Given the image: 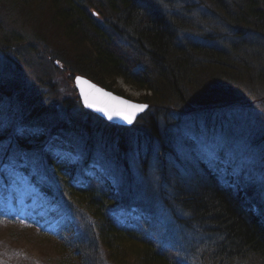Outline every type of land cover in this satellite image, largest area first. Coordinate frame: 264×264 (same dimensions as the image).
I'll list each match as a JSON object with an SVG mask.
<instances>
[{"label": "trees", "instance_id": "obj_1", "mask_svg": "<svg viewBox=\"0 0 264 264\" xmlns=\"http://www.w3.org/2000/svg\"><path fill=\"white\" fill-rule=\"evenodd\" d=\"M32 1L0 4L25 8ZM215 1L235 15L229 17L235 32H264V0H242L231 10L229 1ZM52 2L64 33L76 38L75 55L69 60L59 57L71 71L127 97L116 85L118 78L153 94L144 97L151 106L134 127L106 121L83 105L77 93L54 100L45 88L50 81L26 72L23 61L27 63L29 51L18 43L21 36L0 27V105L13 110L15 119L6 123L0 109V176L10 184L17 179L11 171H21L51 201L62 198L71 215L78 217L79 209L92 218L88 224L78 217L77 226L62 228L57 238L30 223L24 224L26 230L56 240L62 250L55 264H129L130 258L133 264H245L253 257L264 264V175L224 147L213 153L192 152L194 159L181 165L183 143L178 145L173 132L175 142H168L170 128L160 124L152 110L163 101L168 102L166 111L180 106L183 116L212 115L217 111L201 112L206 100L197 99L198 104L191 92L198 91L203 80L212 87L211 81L225 77L263 84L264 55L244 58L239 45L218 42L216 32L210 38L209 32L202 33L203 26L178 17L160 1ZM71 19L76 25H70ZM210 77L215 79H206ZM189 147L186 143L184 149ZM259 152L264 160V146ZM13 157H20L23 165L10 163ZM33 160L40 162L42 171L32 169ZM214 167L235 171L234 182L197 174ZM143 193L149 200L140 201L138 194ZM177 225L183 240L173 235Z\"/></svg>", "mask_w": 264, "mask_h": 264}, {"label": "rangeland", "instance_id": "obj_2", "mask_svg": "<svg viewBox=\"0 0 264 264\" xmlns=\"http://www.w3.org/2000/svg\"><path fill=\"white\" fill-rule=\"evenodd\" d=\"M155 1H160L166 9L168 8L178 17H188L189 21L197 22L198 25L203 26L202 33L209 32L210 38L213 37L212 33L220 34L221 38L218 41L221 43H225L224 41L228 39L234 40L237 36L234 28H231L235 23L229 19V17H235V15L223 11L211 0ZM228 1L232 2L233 0ZM0 5L2 7L0 27L4 31L13 30V32H18V35L22 38L18 43L23 48H28L30 55H26L28 64L23 61L26 72L41 74L48 79L50 82L45 88L48 95L54 100L56 97L59 100L64 97L72 98L74 94L78 93L74 83L78 73L71 71V68H68L66 63H63L59 57L62 56L69 60L72 55H75L74 41H70V36L64 33L65 25L58 23L60 19L52 10L50 1L46 3L44 1L42 3L40 0L32 1L27 3L25 8L17 5L7 6L4 2H1ZM188 32L196 33L198 31L190 29ZM31 78L35 79L33 75ZM206 79L211 81L215 78ZM22 80L23 77H20V81ZM36 81L38 82V80ZM27 82L29 85L28 77ZM117 82L116 85L123 88L126 95L128 94L134 99L142 97L141 92H137L131 84H126L122 78H118ZM210 84L212 87L209 84L207 86L206 81L203 80V84L198 85V91L193 90L191 95L194 97V101L206 100V104L200 111H217L212 115L198 113V115L183 116L184 114L179 112L180 106L172 105L171 111H166L165 104L168 102L164 103L163 101L156 102L152 110L162 118V123L170 128L169 132L172 136L178 134L176 136L178 145L183 143L181 149L185 151L184 158H188V161L194 159V155L191 153L195 150L203 149L213 153L217 148L224 147L238 156L244 155L247 162L254 163L257 167L256 170H259V174L264 175V160L259 152L260 147L264 146V82L257 85L251 79L236 80L234 82L225 77L211 81ZM193 100L192 102H194ZM6 107L3 104L0 105V109L7 115V117L2 116L7 123L9 120L15 119L13 110L10 111ZM185 110L189 109L186 107ZM139 119L131 127H134ZM220 121L223 123H219ZM18 124L21 127L23 125L21 121H18ZM140 127H137L138 130H140ZM186 138L191 139L187 142ZM186 143L190 144V147L185 150ZM242 144L243 147H241ZM19 161L20 157H13L10 163L20 167L23 163H19ZM30 165L32 169L42 171L40 162L33 160ZM155 169L153 171L156 173L158 169ZM153 171L151 170V173ZM11 174L17 178L15 180H19L21 183L10 185L8 193H3V190H0V200L2 198L3 204L12 208V210L4 209L5 213L9 211V216L6 218L11 220L18 218L20 221L18 224L9 220L0 222V264H31L33 262L34 264H55V257L62 250L56 246V240L52 238V241H46L36 232L34 234L33 230H26L24 224L27 220L22 216L36 218L37 225L41 228H48L55 238L61 237L59 233L62 228L70 227L74 229L79 218L83 217L88 224L91 222L89 219L92 218L87 214H82L79 209V218L71 215L66 209V207H69L68 204L62 198L58 197L55 202H51L45 194L40 193L34 183H30L29 178L24 176L21 171L12 170ZM42 176L44 177L43 174ZM261 177L264 178V176ZM138 196L149 200L145 193L138 194ZM7 200L8 202H6ZM156 203H158V207H161L162 202L160 200H156ZM63 208L67 212L65 215L63 214ZM85 213L87 212L85 211ZM165 215L168 220L171 219L168 211L165 212ZM172 232L176 238L183 240L184 233L178 225L173 227ZM103 257L108 260L107 254L104 253ZM130 259L129 264H133V259ZM246 262L249 263L245 264H261L256 257ZM233 264L242 263L235 261Z\"/></svg>", "mask_w": 264, "mask_h": 264}, {"label": "bare ground", "instance_id": "obj_3", "mask_svg": "<svg viewBox=\"0 0 264 264\" xmlns=\"http://www.w3.org/2000/svg\"><path fill=\"white\" fill-rule=\"evenodd\" d=\"M53 0H50V2L53 4V2H52ZM210 1V0H209ZM215 5H217V2L215 1V0H211ZM228 1V0H227ZM242 2V0H233L232 2H229V6H228V8L231 10V8H232V6L231 5H233V7H236L237 6V3L238 2ZM218 6V5H217ZM220 7V9H223L224 7H221V6H219ZM52 10L54 11V13H55V11H57V9H54V7H52ZM55 15H57L56 13H55ZM239 15H240V13H239ZM100 19V18H99ZM236 22V21H235ZM72 23H73V25H76L75 23H74V20L73 19H71L70 20V25H72ZM240 24V23H239ZM108 25H109V23H108ZM110 26V25H109ZM75 27V26H74ZM218 36H216L215 38L217 39V40H219L221 37L219 36V34H217ZM186 36H191V35H188V34H186ZM76 38H71L70 39V41L72 40V41H74ZM79 40V39H78ZM114 41L116 42V41H118V39H117V36L116 37H114ZM228 41H230L232 44H234V43H236L237 45H239V47H240V49H242V50H244L245 52V56L247 55V56H249V55H256V54H261V55H264V32H260L258 29H255V30H243V31H238L237 32V36L234 38V40L233 39H231V40H229L228 39ZM227 41V42H228ZM219 42V41H218ZM117 43V42H116ZM135 57H136V55H135ZM138 57V56H137ZM136 57V58H137ZM205 67V69L206 70H208L209 69V67H207L206 65L204 66ZM141 73H145L144 71H142ZM81 74V73H80ZM82 76H84V77H86V78H88V79H91V78H89L87 75H85L84 73L83 74H81ZM92 80V79H91ZM93 82L95 81V80H92ZM96 82V81H95ZM98 83V82H97ZM126 84H130L129 82H126ZM104 87V86H103ZM117 87H118V85H117ZM104 88H107L106 86L104 87ZM119 89H121V90H124L123 88H121V87H118ZM137 92L139 91V92H141V95H142V97L144 98H146V96L147 97H149V96H151L152 94H153V92H152V90L151 89H149V90H146V89H140V88H136V87H133ZM142 97H139L140 99L142 98ZM142 99L141 101L143 102V103H145V104H148L149 105V108H148V110L150 109V106H151V102H149V100H147V99ZM157 120L159 121V123L161 124L162 123V118H157ZM223 121V120H222ZM221 121V122H222ZM220 122V123H221ZM223 123V122H222ZM174 139V137L171 135V136H169V140H168V142L171 144V143H173V142H175V139ZM237 144L238 145H240L239 144V142H237ZM241 147H243V144L241 145ZM196 152L198 151V150H195ZM243 159H244V155H240ZM182 161H181V165H185L186 163H189V161H188V158H182L181 159ZM200 165H202V164H200ZM215 169H212L211 171H210V169H207V170H204V169H202L201 170V172H199V173H197V174H203L204 176L206 175V177L205 178H207V177H209V178H214V176L216 177V179L218 180H224L226 183H228V184H231L232 182H234V178L236 177V172L235 171H233V170H229V171H227L225 168H220V169H218L217 167H214ZM111 169V167H109L107 170L109 171ZM201 168H198L197 170H200ZM111 171V170H110ZM197 172V171H196ZM196 174V175H197ZM194 179H196V178H193L192 179V181L194 180ZM191 180V179H190ZM14 183H16L15 182V180H13V181H11V183H10V185H12V184H14ZM21 182L18 180V182L15 184V185H19ZM8 191H9V188H7V189H5V190H3V193H8ZM141 202H145V199L144 198H142L141 200H140Z\"/></svg>", "mask_w": 264, "mask_h": 264}, {"label": "water", "instance_id": "obj_4", "mask_svg": "<svg viewBox=\"0 0 264 264\" xmlns=\"http://www.w3.org/2000/svg\"><path fill=\"white\" fill-rule=\"evenodd\" d=\"M75 84L77 86L78 93L81 96L83 105H86L93 112H97L106 120L117 125L119 124L128 127L132 126L139 116L149 108L148 104L140 101L137 102L118 93H114L113 91L102 87L99 83L95 81L93 82L91 79L82 75L76 76ZM85 95L88 96L89 102L92 103L91 107L85 103ZM122 101L137 105L138 107L135 110L127 109V106L123 104ZM124 109H127V111H134V115L131 117V122L125 119L124 115L117 114V111Z\"/></svg>", "mask_w": 264, "mask_h": 264}, {"label": "snow or ice", "instance_id": "obj_5", "mask_svg": "<svg viewBox=\"0 0 264 264\" xmlns=\"http://www.w3.org/2000/svg\"><path fill=\"white\" fill-rule=\"evenodd\" d=\"M85 103L91 107L92 106V103L89 102V98L87 95H85ZM123 104H125L127 106V109H132V110H135L138 106L137 105H133V104H129L128 102L126 101H122ZM142 107V106H140ZM127 109H124V110H119L117 111V114H120V115H124V118L129 120V122H131V117L134 115V111H127ZM111 118V117H110Z\"/></svg>", "mask_w": 264, "mask_h": 264}]
</instances>
